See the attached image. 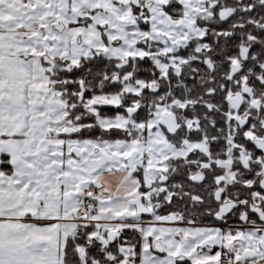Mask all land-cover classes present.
<instances>
[{"label": "snow or ice", "instance_id": "6c2138e0", "mask_svg": "<svg viewBox=\"0 0 264 264\" xmlns=\"http://www.w3.org/2000/svg\"><path fill=\"white\" fill-rule=\"evenodd\" d=\"M0 264H264V0H0Z\"/></svg>", "mask_w": 264, "mask_h": 264}]
</instances>
